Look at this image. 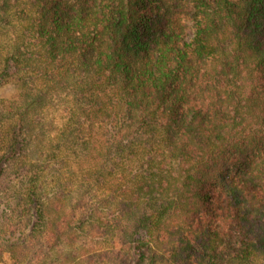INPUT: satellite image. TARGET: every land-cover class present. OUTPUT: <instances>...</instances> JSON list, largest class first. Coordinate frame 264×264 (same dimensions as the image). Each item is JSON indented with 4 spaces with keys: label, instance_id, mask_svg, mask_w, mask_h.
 <instances>
[{
    "label": "trees",
    "instance_id": "16d2710c",
    "mask_svg": "<svg viewBox=\"0 0 264 264\" xmlns=\"http://www.w3.org/2000/svg\"><path fill=\"white\" fill-rule=\"evenodd\" d=\"M8 83L0 264H264V0H0Z\"/></svg>",
    "mask_w": 264,
    "mask_h": 264
},
{
    "label": "rangeland",
    "instance_id": "374dc122",
    "mask_svg": "<svg viewBox=\"0 0 264 264\" xmlns=\"http://www.w3.org/2000/svg\"><path fill=\"white\" fill-rule=\"evenodd\" d=\"M191 35H192V31L188 27L186 29V36L190 37ZM17 93H18L17 87L15 86V84L12 83L5 84L2 88H0V97L5 100L14 99ZM3 259L6 260L5 257Z\"/></svg>",
    "mask_w": 264,
    "mask_h": 264
}]
</instances>
